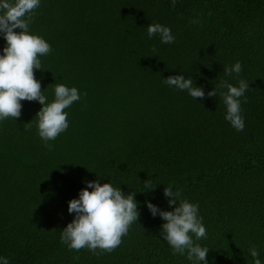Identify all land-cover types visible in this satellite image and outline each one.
Returning a JSON list of instances; mask_svg holds the SVG:
<instances>
[{"label": "trees", "instance_id": "1", "mask_svg": "<svg viewBox=\"0 0 264 264\" xmlns=\"http://www.w3.org/2000/svg\"><path fill=\"white\" fill-rule=\"evenodd\" d=\"M153 23L169 27L175 42L150 39ZM30 32L52 48L34 69L47 101L55 84L76 87L81 99L65 109L69 128L49 141L51 151L38 135V101H21L18 119L0 121V257L196 264L187 252L172 254L164 221L145 203L172 211L163 195L172 187L199 205L207 237L196 243L209 249L208 264H254L253 245L264 264V0H177L174 8L171 0H41ZM5 46L0 34V55ZM237 61L239 76H225ZM174 75L191 77L206 98L163 83ZM239 79L249 84L241 132L224 119L226 89L207 97L221 80ZM97 179L135 192L139 219L111 253L69 250L60 240L74 218L68 202Z\"/></svg>", "mask_w": 264, "mask_h": 264}, {"label": "clouds", "instance_id": "2", "mask_svg": "<svg viewBox=\"0 0 264 264\" xmlns=\"http://www.w3.org/2000/svg\"><path fill=\"white\" fill-rule=\"evenodd\" d=\"M40 2L41 0H0V34L6 41L3 54L0 55V121L18 119L22 112L21 101H38L42 106L36 114L38 135L44 146L51 151L54 146L49 141L56 140L69 128L68 112L65 109L79 101L81 94L76 87L55 84L54 99L48 102L41 90V82L34 75V69H41L39 57L49 55L52 51L51 45L42 36L30 32L35 10L40 7ZM176 2L177 0H171L173 8ZM191 23L197 24L199 20H192ZM147 35L150 39L159 35L163 44L175 42L171 29L159 23L149 24ZM152 50L156 51L155 47ZM242 70L241 62L237 61L232 66H225L224 74H235L238 77ZM163 83L186 91L195 100L206 98L203 88L197 87L191 77L169 76L163 79ZM218 89H226L219 92L226 106L224 119L236 131H243L245 121L240 98L244 97L249 84L244 79H239L238 86L228 80H221L207 93V97H216ZM243 102H247L246 97ZM85 183L86 187L80 190L79 198L68 202V212L74 214V218L61 231V243L67 245L69 250L87 248L93 254H98L97 249L111 253L121 244L122 237L128 233L130 226L139 219L136 193L126 195L111 182L101 184L100 179ZM143 186L152 190V180H145ZM163 195L168 198V206L173 208L172 211H162L150 202L145 203L153 217L159 215L164 221L161 236L171 247L172 254L184 255L187 252L189 261L208 264L209 249L196 243L207 237L203 218L199 215V205L181 198L180 190L173 191L172 187H164ZM249 252L254 264H261L255 245ZM0 264H9V259L0 257Z\"/></svg>", "mask_w": 264, "mask_h": 264}]
</instances>
